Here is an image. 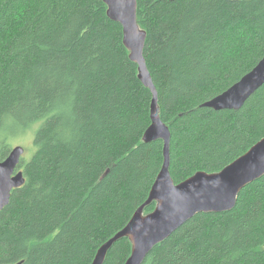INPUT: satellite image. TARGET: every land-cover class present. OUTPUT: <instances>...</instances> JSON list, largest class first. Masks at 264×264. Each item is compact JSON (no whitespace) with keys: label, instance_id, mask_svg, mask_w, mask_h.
Wrapping results in <instances>:
<instances>
[{"label":"trees","instance_id":"obj_1","mask_svg":"<svg viewBox=\"0 0 264 264\" xmlns=\"http://www.w3.org/2000/svg\"><path fill=\"white\" fill-rule=\"evenodd\" d=\"M138 22L175 184L222 171L264 139V86L239 111L204 106L264 58V0H138ZM138 75L104 0H0V161L33 135L25 184L0 212V264H92L146 202L164 143L143 141L153 94ZM131 252L124 238L105 264ZM143 264H264V177Z\"/></svg>","mask_w":264,"mask_h":264},{"label":"water","instance_id":"obj_2","mask_svg":"<svg viewBox=\"0 0 264 264\" xmlns=\"http://www.w3.org/2000/svg\"><path fill=\"white\" fill-rule=\"evenodd\" d=\"M104 3L108 17L123 27V41L130 59L139 67L140 81L153 94L152 124L143 141L146 144L163 141L164 164L146 202L121 231L101 246L92 264H105L109 251L124 238L132 244L131 256L125 264H143L156 246L195 216L235 209L241 191L264 177V139L222 171L198 172L175 184L170 173L171 131L161 119L158 91L147 66V32L138 22V0H104ZM263 86L264 58L239 82L204 106L215 111H239ZM25 153L26 148L17 145L0 161V212L9 205L13 191L25 184L24 172L19 170ZM153 203L155 210L145 214V209Z\"/></svg>","mask_w":264,"mask_h":264},{"label":"rangeland","instance_id":"obj_3","mask_svg":"<svg viewBox=\"0 0 264 264\" xmlns=\"http://www.w3.org/2000/svg\"><path fill=\"white\" fill-rule=\"evenodd\" d=\"M31 136H33V135H30V137ZM30 137L24 138V139L21 138L19 140H15L12 142V147L20 145V146H23L26 148V154L24 156L26 159H29V157H31L33 154V141Z\"/></svg>","mask_w":264,"mask_h":264},{"label":"bare ground","instance_id":"obj_4","mask_svg":"<svg viewBox=\"0 0 264 264\" xmlns=\"http://www.w3.org/2000/svg\"><path fill=\"white\" fill-rule=\"evenodd\" d=\"M240 158V157H239Z\"/></svg>","mask_w":264,"mask_h":264}]
</instances>
